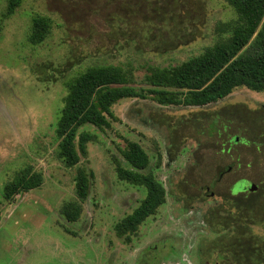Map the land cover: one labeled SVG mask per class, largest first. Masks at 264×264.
<instances>
[{"label": "rangeland", "instance_id": "obj_1", "mask_svg": "<svg viewBox=\"0 0 264 264\" xmlns=\"http://www.w3.org/2000/svg\"><path fill=\"white\" fill-rule=\"evenodd\" d=\"M8 1L0 0V264H111L113 254L129 255L124 243H155L165 229L156 214L129 232V242L116 229L146 195L117 171L130 168L122 154L133 142L175 211L192 209L193 227L201 224L195 215L215 216L209 226L225 235L209 248L218 246L228 264H264V92L240 87L203 107L125 99L112 107L109 127L80 129L93 139L78 165L67 167L57 149L66 81L114 65L146 88L148 66L200 55L219 39V24L237 18L234 9L225 0H21L5 17ZM34 16L52 22L36 46L27 41ZM28 166L44 175L43 185L5 201L4 186ZM79 169L90 178L85 201L76 194ZM70 202L81 207L76 221L61 213Z\"/></svg>", "mask_w": 264, "mask_h": 264}, {"label": "trees", "instance_id": "obj_2", "mask_svg": "<svg viewBox=\"0 0 264 264\" xmlns=\"http://www.w3.org/2000/svg\"><path fill=\"white\" fill-rule=\"evenodd\" d=\"M236 13L233 21L216 29L218 40L203 53L182 63L163 67L148 66L143 82L146 88L135 87L134 75L121 66L95 65L65 82L67 95L57 123L58 156L67 167L80 163L87 154L93 136L80 132L85 124L97 128L110 126L112 107L125 99L150 98L160 105L203 107L228 97L235 89L246 87L264 92V0H225ZM21 0H9L5 17L12 16ZM52 22L34 16L27 41L36 46L50 34ZM123 159L130 168L119 166V178L146 189V195L132 214L116 227L119 234L135 232L138 227L165 203L166 190L150 172V159L138 143H129ZM44 175L32 166L20 170L3 189V199L40 188ZM76 194L81 201L88 196L90 178L79 169L75 176ZM61 213L68 221L81 216L77 202L63 206ZM3 219L0 207V223Z\"/></svg>", "mask_w": 264, "mask_h": 264}, {"label": "flooded vegetation", "instance_id": "obj_3", "mask_svg": "<svg viewBox=\"0 0 264 264\" xmlns=\"http://www.w3.org/2000/svg\"><path fill=\"white\" fill-rule=\"evenodd\" d=\"M241 193L244 192H240L239 194ZM211 196L212 195L209 192L208 194H205L204 197H208L210 199ZM167 198L171 197L166 193V200L163 204L165 206L163 214L160 216L158 209L156 211L157 213H155L158 222L157 228L161 225L165 227L164 230L158 231L156 242L147 246H142L140 244L139 247V243H124L125 246L129 247V255L122 259H114L115 255L113 254V259L110 261V263L228 264L229 262L227 256L223 254L224 252L217 248L218 246L216 248L214 246V249L212 247L209 248L210 243L212 244L215 240H219L223 235H225V232L220 228L209 226V224H211L210 220L215 219V216H212L209 219L207 216L209 214L208 211L206 215L203 213H201V215H195L194 217H199L198 220H201V224L198 227H193V222H191V214H193L191 212L192 209L189 207L184 208L183 205L182 207H179L178 211H175V204L171 203L170 205ZM197 201L200 200L198 199ZM175 202L183 203L182 201L178 200ZM216 207L217 206L213 208ZM164 216H169L170 221H162V219L160 220L159 217ZM129 232L130 231H127V235L124 237L126 242H129V238L132 236ZM134 250L137 251V254L132 257L131 252Z\"/></svg>", "mask_w": 264, "mask_h": 264}, {"label": "water", "instance_id": "obj_4", "mask_svg": "<svg viewBox=\"0 0 264 264\" xmlns=\"http://www.w3.org/2000/svg\"><path fill=\"white\" fill-rule=\"evenodd\" d=\"M249 182V181H248ZM257 189V186L255 185V184H253V186H252V190H256Z\"/></svg>", "mask_w": 264, "mask_h": 264}, {"label": "crops", "instance_id": "obj_5", "mask_svg": "<svg viewBox=\"0 0 264 264\" xmlns=\"http://www.w3.org/2000/svg\"><path fill=\"white\" fill-rule=\"evenodd\" d=\"M32 217L34 218V215H32Z\"/></svg>", "mask_w": 264, "mask_h": 264}]
</instances>
